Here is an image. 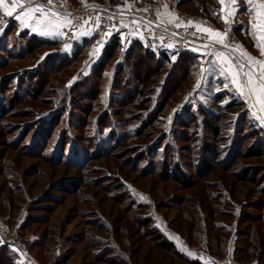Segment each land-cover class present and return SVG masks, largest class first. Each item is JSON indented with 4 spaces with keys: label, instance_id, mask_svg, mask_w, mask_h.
<instances>
[{
    "label": "rangeland",
    "instance_id": "rangeland-1",
    "mask_svg": "<svg viewBox=\"0 0 264 264\" xmlns=\"http://www.w3.org/2000/svg\"><path fill=\"white\" fill-rule=\"evenodd\" d=\"M196 2L180 16L213 23L199 10L211 17L214 2ZM27 36L0 32V264L258 261L264 129L225 77L196 55L190 72L164 64L142 84L159 66L132 68L120 41L94 62L93 42L66 53ZM140 215L189 243L187 259L161 251ZM233 249L246 259L229 260Z\"/></svg>",
    "mask_w": 264,
    "mask_h": 264
},
{
    "label": "snow or ice",
    "instance_id": "snow-or-ice-1",
    "mask_svg": "<svg viewBox=\"0 0 264 264\" xmlns=\"http://www.w3.org/2000/svg\"><path fill=\"white\" fill-rule=\"evenodd\" d=\"M219 3L225 9L224 14L221 17L216 12H213V15H217L218 18H222L227 24L231 25L233 22L232 18L237 11L236 0H219ZM247 3L251 5L252 9V35L256 39V46L260 48L261 54L264 55V0H247ZM127 6L130 7V5ZM162 6L164 12L161 13L157 10L156 13L157 18L161 19V23L166 22L169 25H174L175 28L185 27V29L194 25L197 32L208 33L206 37L207 43L204 45V50L211 54L207 71L213 74L219 72L221 76L225 77V80H228L234 86V90L239 96L256 110L257 119L264 123V115L259 114L264 112V59H259L250 54L239 43H229L227 41V31L204 27L202 21L197 22L189 19L185 22L177 14L169 10L167 3ZM0 8L9 16H12L17 8H21L20 13L16 15V19L20 20L22 24H28V26L33 28V31H42L44 34L51 32L56 35H64L62 30L65 27L75 28L72 14L68 12L62 13L54 8L53 0H46V2L45 0H13L10 5L5 0H0ZM164 17L167 18L166 21L163 19ZM146 23L150 25L152 21H146ZM87 24L88 21L86 20L80 25V28L84 30V34L90 35L92 29L86 28L85 25ZM99 25L100 19L97 17L96 27H99ZM108 34L111 35L110 32ZM131 35H139L141 39L144 38L142 33L137 31H133ZM160 39L163 40V37H160ZM217 45L223 46L228 51L219 50ZM167 46L171 48L174 44L169 43ZM194 50L197 52L202 51L200 48ZM175 58L173 56V59ZM229 83H224V88H228ZM199 84L200 81L198 80L197 87H199ZM188 255L191 256L193 253L189 252Z\"/></svg>",
    "mask_w": 264,
    "mask_h": 264
},
{
    "label": "crops",
    "instance_id": "crops-1",
    "mask_svg": "<svg viewBox=\"0 0 264 264\" xmlns=\"http://www.w3.org/2000/svg\"><path fill=\"white\" fill-rule=\"evenodd\" d=\"M77 1L85 4V0H77ZM134 1H136V0H134ZM134 1L128 0V5H130V7H128V10L130 12L142 13L145 11V9L148 6L153 4V5H157V7H159V11L161 13H163L164 8L162 5L164 3H167L169 6V10L171 12L177 14L179 16V18H180V13H182L184 11L187 13H189V11L194 12V10L198 11L197 9L199 8V6L196 2L197 0H146V1L145 0H137L140 4H136ZM5 2L10 5L13 2V0H5ZM214 4H215L214 12H216L219 16L222 17L224 14V10H225L224 7H222V5L219 3V0H214ZM85 5H102V3H98L94 0H86ZM236 8H237L236 14L232 18L233 22L231 23L230 26L233 28V30L236 33V36L238 38L237 43L243 45V48L247 52H249L250 54L256 56L259 59H264V55L261 54L260 48L256 46V39H254V37L252 35L253 30L251 28V17H252L251 5H249L247 3V0H236ZM20 11H21V8H17L14 11L13 15L9 16V15H7V13H5L3 11L2 8H0V18L3 16H6L9 19V24L7 25V27L10 25V23H15L18 26V28H20L21 31L28 32L30 36H33L34 38H37L39 40H44V41H49V42H60L62 49L66 53L74 52L78 47H82L85 42H93V44L96 45L95 48L99 52L98 58L94 62H97L100 60L104 50H106V48L112 43L113 38L116 37V35H112V34L109 35L108 33L105 36H100L95 31V28L93 25H91L89 27L92 29V33L90 35L84 34L83 29L73 31L70 34V28L69 27H65L62 30L64 32V35H56V34L51 33V32H49V34H44V32H42V31H33V28L28 26V24H22L20 20H17L16 15L19 14ZM199 12L202 13V10L200 9ZM37 15H38V13H37ZM213 16H214L213 18H211V19L208 18V19L212 20L213 23L218 26L215 29L220 30V31H225L222 27L225 24L227 25V23L222 18H218L217 15H213ZM163 19L166 21L167 18L164 17ZM193 21H196V20H193ZM137 25H139L137 23V21L133 22V27L132 26L130 27L129 23H125L123 28L121 29L120 33L118 34L119 36L117 35L118 38L120 39L121 43L125 46V51H127L131 47L133 42L140 41L146 47H148L149 49H151L154 52L156 51V53H157L158 51L153 46V44L146 41L144 38L141 39L139 35H137V36L131 35V33L133 31H137L139 33H142L140 30V27ZM171 26L175 27L174 25H171ZM191 27L195 28L194 25ZM204 27H206V26L204 25ZM200 33L206 34L208 36V33H206V32H200ZM196 48H200L202 51L197 52L194 50ZM189 51L195 55H198L200 57V61L202 63H204V65H207L208 61L211 59V54H208L206 52V50H204V46L194 47V48L190 49ZM177 55H178V53H173L170 55V57L174 61V60H176ZM173 56H175L176 58L173 59ZM229 86H230L231 90H233V92L237 95V97H239L241 99V101L244 103L245 107L250 111V113L252 115H254V117L257 119L256 110L253 109L245 99H243L241 96H239V94L234 90V86H232L230 83H229ZM259 114L264 115V112L259 113ZM257 122H258L259 126L264 129V123H261V121L259 119H257ZM165 234H167V233H165ZM173 235H175L176 237L174 238L172 236V233L170 232L169 235H167V237L172 242L175 243V245L177 246L179 251L186 254V252L182 251L181 248L182 247L187 248V244L185 242H183V239L179 234H173ZM210 256H212V255H210ZM228 256H229L228 259L233 260L234 262H238L237 260H239V262H241V261H244L242 259H246L244 253L240 254L239 258H236L234 249L229 250ZM205 260H206V258H205ZM206 262L208 264H210L208 261H206ZM20 263L25 264L24 262H20ZM241 263L245 264L246 262H241ZM246 264H248V263H246ZM250 264H258V261L257 260L253 261Z\"/></svg>",
    "mask_w": 264,
    "mask_h": 264
},
{
    "label": "built area",
    "instance_id": "built-area-1",
    "mask_svg": "<svg viewBox=\"0 0 264 264\" xmlns=\"http://www.w3.org/2000/svg\"><path fill=\"white\" fill-rule=\"evenodd\" d=\"M46 2V0H45ZM128 1L119 0L117 3H110L108 5H85L77 4L73 0H53V7L62 13H71L73 18V24L75 28H70V34L73 31L80 30V25L84 21H88L85 25L89 28L91 25L94 26L95 31L100 36H105L107 33L112 35H118L123 28L125 23H129V26L133 27L134 21H139L140 30L144 39L157 49L158 52L171 55L173 53H180L184 51H189L194 47L204 46L207 43V35H203L197 32L196 28L188 26L175 28L169 24L161 23V19L157 18V5H150L142 13H134L128 10ZM120 6V7H118ZM97 17L100 19L99 27H96ZM181 20L188 21V15L180 16ZM123 21V23H121ZM146 21H152L149 25ZM9 24V19L6 16L0 18V32H3L7 25ZM207 27L213 29L217 28L213 23L206 22ZM227 31V41L229 43H237L235 38V33L230 25H224L222 27ZM119 36V35H118ZM163 37V40L160 39ZM173 43L174 46L169 48L167 45ZM217 48L222 51H228L224 49L223 46L217 45ZM0 230L3 231V226H0ZM25 255H28L27 250ZM29 256V255H28ZM206 261L210 264H232L226 259L215 258L210 255H206ZM27 258V257H26Z\"/></svg>",
    "mask_w": 264,
    "mask_h": 264
},
{
    "label": "trees",
    "instance_id": "trees-1",
    "mask_svg": "<svg viewBox=\"0 0 264 264\" xmlns=\"http://www.w3.org/2000/svg\"><path fill=\"white\" fill-rule=\"evenodd\" d=\"M74 1L79 2L77 0H74ZM94 1H96L98 3H102V4H109L110 2H114L116 0H94ZM211 1L214 2V0H211ZM214 9L212 10V13L210 12L211 17L206 16L205 13H203V12H202V14L205 17L211 19L214 17L213 16ZM10 24L17 26L15 23H10ZM25 35H28L27 37L30 36L28 32H25ZM29 38H30L29 41H32V40L35 41V43H37L39 46L48 45L51 43L49 41L39 40L37 38H34L33 36H30ZM119 41H120V39L118 38V36L114 37L112 40V43L106 48L105 53L108 54L111 52V54H114L116 52V49H117L116 46L118 45ZM86 43H88V42H85L82 47H78L77 49H79V48L83 49L85 47ZM149 54L153 55L152 58H150L148 56ZM126 57H127V59H129L131 61L132 68H137L139 65V62H141L144 59H148V58L150 61H153L157 67L159 66V69L156 67L153 68L152 65L147 66L145 68V71H148L151 74H147L144 78L139 79L141 81V83L143 84L145 82H148L151 76L152 77L154 76L152 79L157 80L161 75V67L163 68L164 64L171 65L172 70L174 68H181L184 71V73L190 72L191 69H193L191 67L192 66L191 60L195 59V57H197V56L195 54L191 53L190 51H184V52L178 53L176 60L173 61L171 59L170 55L165 54V53H161V52L156 53V51L152 52L148 47H146L140 41H135V42H133L131 47L127 50ZM211 117H214V116H211ZM211 120L215 121V123L218 122V119L215 117L212 118ZM213 121H210V123H212V125H215V124H213L214 123ZM215 130H217V129H215ZM147 175L148 174L146 172H143L141 177H146ZM175 178H177V176H175ZM177 179L182 182L181 179H179V178H177ZM261 185H260V189H261ZM224 205L228 207L227 204H224ZM216 208H217V211L219 213V214H217V216H220L224 219H228L229 217H232L230 214H227V213L225 214V211L228 212L227 209L220 210L218 205H216ZM129 209H131L132 211H135V205L130 203ZM134 218H135L137 225H139L141 227V229L143 230L145 235L147 237L153 238V241H155V243L157 244L158 248L161 251H164L165 253L173 256L177 260L183 261V260L187 259L185 254L178 250V248L174 242H172L161 230H158L157 228L154 227V221H153L152 217L143 218L140 215L138 217H133L132 219L134 220ZM261 222H264V219ZM257 234H258L257 238H259L258 239L259 246L264 245V225L263 224L257 230ZM187 241H188V239H187ZM187 245H189V243ZM208 248H210V246ZM208 251L211 253L212 250H208ZM216 256L218 257V254ZM101 257L102 256H98L97 259H101ZM237 257L239 258V254H237ZM263 257H264V251L260 250L259 254H258V264H264L261 262ZM117 263L118 262H116V264ZM129 264H133L131 260H129Z\"/></svg>",
    "mask_w": 264,
    "mask_h": 264
}]
</instances>
